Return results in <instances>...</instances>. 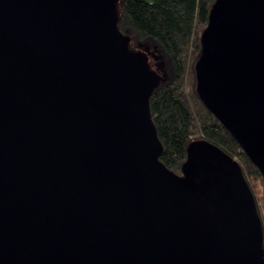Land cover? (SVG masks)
Wrapping results in <instances>:
<instances>
[{"label":"water","instance_id":"95a60500","mask_svg":"<svg viewBox=\"0 0 264 264\" xmlns=\"http://www.w3.org/2000/svg\"><path fill=\"white\" fill-rule=\"evenodd\" d=\"M117 2L0 0V264H264L238 161L160 160L163 73ZM201 41L196 90L264 175V0H216Z\"/></svg>","mask_w":264,"mask_h":264},{"label":"trees","instance_id":"16d2710c","mask_svg":"<svg viewBox=\"0 0 264 264\" xmlns=\"http://www.w3.org/2000/svg\"><path fill=\"white\" fill-rule=\"evenodd\" d=\"M215 1L118 0V26L131 38L132 49L153 47L164 61L158 63L163 80L150 97L151 116L163 145L160 160L182 174L192 140L205 139L220 147L241 166L256 199L264 234V175L196 90L195 65Z\"/></svg>","mask_w":264,"mask_h":264},{"label":"rangeland","instance_id":"374dc122","mask_svg":"<svg viewBox=\"0 0 264 264\" xmlns=\"http://www.w3.org/2000/svg\"><path fill=\"white\" fill-rule=\"evenodd\" d=\"M145 47H140L139 49L143 50L148 58H149V62L151 64V67L158 73L161 74V69L159 68V64L158 63H164L163 59L161 58V54L155 50L153 47H151L149 50L144 49ZM158 56L160 57L158 59ZM156 58V59H155Z\"/></svg>","mask_w":264,"mask_h":264},{"label":"flooded vegetation","instance_id":"af4514ba","mask_svg":"<svg viewBox=\"0 0 264 264\" xmlns=\"http://www.w3.org/2000/svg\"><path fill=\"white\" fill-rule=\"evenodd\" d=\"M156 59V58H155Z\"/></svg>","mask_w":264,"mask_h":264}]
</instances>
